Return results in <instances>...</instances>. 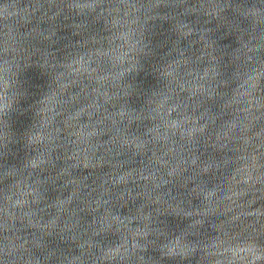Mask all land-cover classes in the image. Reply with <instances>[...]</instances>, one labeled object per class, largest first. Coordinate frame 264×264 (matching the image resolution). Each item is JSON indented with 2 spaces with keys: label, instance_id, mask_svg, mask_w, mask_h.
Returning <instances> with one entry per match:
<instances>
[{
  "label": "water",
  "instance_id": "obj_1",
  "mask_svg": "<svg viewBox=\"0 0 264 264\" xmlns=\"http://www.w3.org/2000/svg\"><path fill=\"white\" fill-rule=\"evenodd\" d=\"M262 3L0 0V248L264 264Z\"/></svg>",
  "mask_w": 264,
  "mask_h": 264
},
{
  "label": "clouds",
  "instance_id": "obj_2",
  "mask_svg": "<svg viewBox=\"0 0 264 264\" xmlns=\"http://www.w3.org/2000/svg\"><path fill=\"white\" fill-rule=\"evenodd\" d=\"M230 5L227 3H218L215 5V8L219 12H224L226 8H228ZM252 15H255L258 17L257 20V26L259 25L260 21H264V3L261 4L260 7L254 9L252 11ZM3 55L5 57V75L7 76L8 73V67L7 65L10 63L8 57L12 55L16 48L13 46V41L6 37L3 41ZM7 86V85H6ZM225 251H228L225 249ZM19 258V249L15 245H11L9 243H5L2 248H0V264H16V261ZM217 264H220L219 261H217Z\"/></svg>",
  "mask_w": 264,
  "mask_h": 264
}]
</instances>
